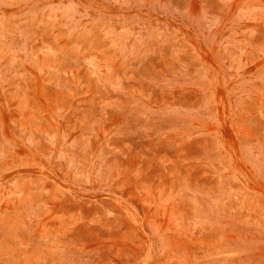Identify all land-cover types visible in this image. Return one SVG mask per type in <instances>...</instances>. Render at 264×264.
<instances>
[{"label":"rangeland","instance_id":"obj_1","mask_svg":"<svg viewBox=\"0 0 264 264\" xmlns=\"http://www.w3.org/2000/svg\"><path fill=\"white\" fill-rule=\"evenodd\" d=\"M0 264H264V0H0Z\"/></svg>","mask_w":264,"mask_h":264}]
</instances>
